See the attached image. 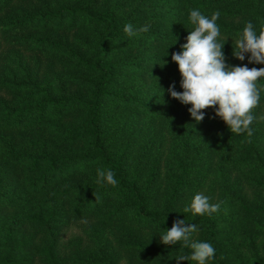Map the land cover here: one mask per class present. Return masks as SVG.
Wrapping results in <instances>:
<instances>
[{
    "label": "trees",
    "instance_id": "trees-1",
    "mask_svg": "<svg viewBox=\"0 0 264 264\" xmlns=\"http://www.w3.org/2000/svg\"><path fill=\"white\" fill-rule=\"evenodd\" d=\"M191 9L220 12L229 65L264 67L232 54L264 0H0V264H177L190 249L160 241L177 219L209 264H264V92L251 136L170 96ZM198 192L219 211L183 213Z\"/></svg>",
    "mask_w": 264,
    "mask_h": 264
},
{
    "label": "clouds",
    "instance_id": "clouds-1",
    "mask_svg": "<svg viewBox=\"0 0 264 264\" xmlns=\"http://www.w3.org/2000/svg\"><path fill=\"white\" fill-rule=\"evenodd\" d=\"M219 17L218 10L211 17L204 15L199 9L189 11L188 23L191 30L185 38L186 42L180 45V51L171 53V60L178 66L182 91L175 90L173 82L167 92L181 104L191 105L187 110L196 122L203 121L205 110L213 108L215 116L210 118L219 117L232 134L247 133L251 136V125L256 120L253 110L259 105L261 92H264V85L258 83L260 78H264V67L249 68L247 64L229 65L226 62L223 48L227 38L223 42L220 40L221 33L217 24ZM147 31L148 26H143L138 31L134 30L131 23L124 26V32L129 37ZM232 42L234 57L244 61L247 54L249 63L264 64V26L258 33L254 24L248 21ZM166 63L167 61L161 64V67ZM95 182L101 186L113 187L118 183L114 171L101 168L97 169ZM93 195L95 196L94 193ZM95 199L98 197L95 196ZM219 209L220 203H211L209 196L198 192L183 208V213H190L193 217L198 214L211 216ZM196 232L198 228L194 223L177 219L170 229L160 234L162 244H180L182 248L190 249L189 254L175 256L177 264L179 261L209 264L215 258L214 246L210 242L194 239L193 234Z\"/></svg>",
    "mask_w": 264,
    "mask_h": 264
},
{
    "label": "rangeland",
    "instance_id": "rangeland-1",
    "mask_svg": "<svg viewBox=\"0 0 264 264\" xmlns=\"http://www.w3.org/2000/svg\"><path fill=\"white\" fill-rule=\"evenodd\" d=\"M261 240H263V238ZM262 242H264V241H262Z\"/></svg>",
    "mask_w": 264,
    "mask_h": 264
}]
</instances>
